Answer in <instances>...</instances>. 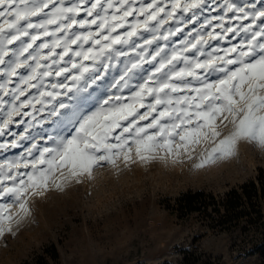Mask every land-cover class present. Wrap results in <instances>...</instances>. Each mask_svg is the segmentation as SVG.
Masks as SVG:
<instances>
[{
	"label": "snow or ice",
	"instance_id": "1",
	"mask_svg": "<svg viewBox=\"0 0 264 264\" xmlns=\"http://www.w3.org/2000/svg\"><path fill=\"white\" fill-rule=\"evenodd\" d=\"M188 24L199 26L170 42ZM218 119L232 130L217 142ZM0 137V150L24 148L0 163V199L25 213L30 191L133 151L141 162L191 159L190 146L212 143L203 167L240 140L264 147V0H0ZM11 206L0 203V234Z\"/></svg>",
	"mask_w": 264,
	"mask_h": 264
},
{
	"label": "rangeland",
	"instance_id": "2",
	"mask_svg": "<svg viewBox=\"0 0 264 264\" xmlns=\"http://www.w3.org/2000/svg\"><path fill=\"white\" fill-rule=\"evenodd\" d=\"M147 2L150 0H145ZM221 2L217 0V3ZM211 15H217V12ZM168 26H174V22L165 25ZM198 26L188 24L184 32L171 37L170 42L178 44L189 30ZM144 36L147 37L148 33ZM238 40L239 37L232 43H238ZM211 44L229 46L225 41H211ZM48 79L55 82L51 77ZM56 79L62 80L63 77ZM58 99L69 102L66 96ZM216 123L221 133L218 142L231 132L232 125L225 127L219 119ZM10 127L20 134L24 125ZM52 129L50 123L43 126L46 133ZM31 131L42 130L35 128ZM64 132L66 134L67 129ZM4 139L0 137V142ZM22 143L27 147L31 142ZM40 143L45 141L40 140ZM213 146L203 142L190 146L191 159L182 152L179 158L157 157L141 162L133 151L129 163L122 158L115 166L101 162L103 166L94 167L91 177L86 174L71 177L59 188L50 181L47 188H40L35 193L30 191L26 196V213L21 212L11 198L0 199V203L12 205L10 214L14 217L10 224L3 225L5 229L10 227L11 231L0 234V264L31 262L52 244L59 257L51 264H181L186 252H196L213 264H261L262 258L257 253H248L249 245L237 231L210 230L196 215L179 219L167 209V200H173L183 192L200 189L219 196L253 179L259 168L264 169V147L249 140L238 141L232 155L214 158L203 167H197L201 153ZM23 152L24 148L0 150V163L15 159ZM20 171L28 169L21 168ZM64 174L67 175V169ZM60 179L58 172L56 182Z\"/></svg>",
	"mask_w": 264,
	"mask_h": 264
},
{
	"label": "trees",
	"instance_id": "3",
	"mask_svg": "<svg viewBox=\"0 0 264 264\" xmlns=\"http://www.w3.org/2000/svg\"><path fill=\"white\" fill-rule=\"evenodd\" d=\"M167 209L179 219L196 215L210 230L237 231L249 245L248 253H257L264 264V169L241 185L215 196L204 190H188L173 200ZM59 254L55 245L46 247L33 261L24 264H51ZM181 264H213L196 252H186Z\"/></svg>",
	"mask_w": 264,
	"mask_h": 264
}]
</instances>
